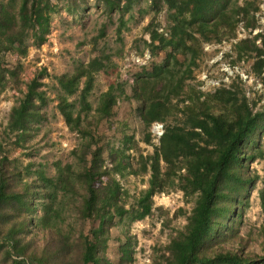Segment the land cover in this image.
<instances>
[{
	"label": "trees",
	"instance_id": "16d2710c",
	"mask_svg": "<svg viewBox=\"0 0 264 264\" xmlns=\"http://www.w3.org/2000/svg\"><path fill=\"white\" fill-rule=\"evenodd\" d=\"M140 1L0 0V93L11 88L19 94L5 127L14 134L13 144L25 145L35 126L46 120L48 97L40 79L47 73L42 69L23 82L20 66H7L5 54H14V45L25 55L29 42L36 47L44 44L51 18L60 11L80 15L92 6L109 20L118 14L119 34L124 15ZM147 2L154 16L165 11L168 21L167 37L158 32L157 25L149 24L147 46L152 55L167 48L171 52L149 70L135 74L129 98L137 103V117L145 126L163 124L158 145L150 155L139 154L136 168H127L121 159L123 149L109 148L104 158L96 149L87 163L89 143H81L71 151L73 164L53 162L55 177H48L41 164L32 169L33 162L19 165L0 155V255L4 263L110 264L109 212L120 208L119 216L127 215L130 222L142 220L153 214L155 193L174 189L190 198L192 207L184 227L169 237L150 264H264V255L249 254L242 245L225 248L231 237L216 239V232L227 235L231 228L226 221L239 216L240 205H247L250 185L257 178L248 172L247 161H264V149L258 147L264 132V102L254 111L235 82L208 92L189 83L204 44L236 40L239 27L249 32L256 29L258 7L253 1L239 0ZM103 36L101 27L92 42ZM231 51L237 60L254 59L251 72L260 78L264 92V34L237 39ZM179 54L186 57L185 65L178 60ZM115 66L101 52L73 72L54 76L56 107L61 115L69 116V131L87 136L89 128L108 116L111 97L101 94L93 108L89 96L94 75ZM128 174H148V179L147 187L126 209L128 192L118 178ZM261 183L258 198L264 214V178ZM86 224L92 225L88 232ZM131 262L128 245L121 248L118 263Z\"/></svg>",
	"mask_w": 264,
	"mask_h": 264
},
{
	"label": "rangeland",
	"instance_id": "374dc122",
	"mask_svg": "<svg viewBox=\"0 0 264 264\" xmlns=\"http://www.w3.org/2000/svg\"><path fill=\"white\" fill-rule=\"evenodd\" d=\"M245 1H253L258 7L257 15H255L258 27L250 32L239 27L237 39L252 38L260 29L264 32V0H239L240 3ZM117 18L118 14H113L109 20L99 9L92 6L83 10L80 15H68L60 11L51 18L47 41L44 44L36 47L29 42L25 55H20L18 53L20 47L14 45L15 53L5 54L7 66L12 68L16 64L20 66L19 77L23 82L33 78L42 69L46 70L47 76L41 78L40 82L45 84L42 89L46 91L48 99L44 107L46 120L35 126L36 131L32 133L25 145L18 147L13 144L14 134L8 132L5 127L9 111L19 94L11 88L0 93L1 156L15 159L19 165L33 162L36 166H32V169L36 168L37 164H41V168L48 177H55L53 162L73 164L75 158L71 151L85 142L89 143L86 154L87 163L96 149L100 150L102 158L107 155L109 148L123 149L121 159L127 168H136L139 154L145 156L153 153L154 147L158 145V139L152 136L150 126H145L135 117L136 111L133 113V106L136 102L128 99L132 85L122 80L118 69L124 55L130 52L140 54L146 49L150 50L147 46L149 33L146 28L152 24L157 25L158 32L166 29L167 13L161 11L154 16L149 11L147 0H141L124 15L125 25L120 29L119 34H117L119 26ZM101 27L104 28V36L93 43ZM236 40L204 44L203 54L197 61V66L193 68L194 79L189 83L197 85L203 92H208L221 86L228 87L235 82L256 111L264 102L263 87H258L260 78L251 72L254 59L244 56L241 60H237L231 51L232 44ZM101 52L109 55L116 66L94 75V88L89 101L95 108L100 95L107 94L111 97L109 108L114 116L111 115L110 120L104 117L96 127L89 128L87 136L77 135L68 129L69 116L61 115L57 110L54 90L56 81L53 78L73 72L79 64L98 58ZM169 52H171L170 48L156 51L147 70L160 63ZM177 58L179 61H185L184 65L187 63L185 56L179 54ZM253 102H255L254 106ZM258 147L264 149V132L260 136ZM246 166L252 177L257 176L250 185L246 197L247 205H240L239 216L226 221L231 228L227 235L220 236V233L216 232V239L231 237L229 242H225V248L242 245L247 253L260 257L264 255L262 250L264 214L259 205L258 191L262 187L261 179L264 178V161L250 160L247 161ZM147 179L148 174H128L122 179L118 178L121 186L128 192L124 202L126 209L129 208L132 198L147 187ZM101 195L103 199L107 198L103 193ZM152 200L153 214L139 221L130 222L127 215L119 216L120 208H113L109 212L107 255L110 264H119L121 248L128 245L132 250L131 264H150L152 258L161 253L160 250L168 243L169 237L186 224V217L192 203L190 198L183 196L182 192L174 189L158 192L153 195ZM91 229L92 225L86 224L85 232ZM1 257L2 254L0 264H6Z\"/></svg>",
	"mask_w": 264,
	"mask_h": 264
},
{
	"label": "built area",
	"instance_id": "2783aa9c",
	"mask_svg": "<svg viewBox=\"0 0 264 264\" xmlns=\"http://www.w3.org/2000/svg\"><path fill=\"white\" fill-rule=\"evenodd\" d=\"M255 15H257V13ZM257 32L264 34V32L261 29L257 30ZM160 33H162L165 37L168 36V32L166 31V29L164 30L162 29ZM152 61H153V55L149 49L142 51L140 54L135 52H130L124 55L122 59V63L120 64V69H118L119 76L123 78L122 80L126 84L132 85L135 80V74H137L142 70H147L148 66H150ZM261 86H262L261 82L258 83V87ZM150 131L152 133V136L159 139V137L163 133V124L159 122L152 123L150 125Z\"/></svg>",
	"mask_w": 264,
	"mask_h": 264
},
{
	"label": "crops",
	"instance_id": "0c3cea01",
	"mask_svg": "<svg viewBox=\"0 0 264 264\" xmlns=\"http://www.w3.org/2000/svg\"><path fill=\"white\" fill-rule=\"evenodd\" d=\"M129 100H132L131 98H129ZM117 102L119 103V100H117ZM136 108H137V103H135V106H133V113L136 111ZM111 115H113V114H111V112H108V116L106 117V118H109V120L110 119H112L111 118ZM114 116V115H113ZM135 117L138 119V121L140 122V123H142L141 121H140V119L137 117V113L135 112ZM104 119V118H103ZM102 119V120H103ZM143 124V123H142Z\"/></svg>",
	"mask_w": 264,
	"mask_h": 264
},
{
	"label": "clouds",
	"instance_id": "9594fccd",
	"mask_svg": "<svg viewBox=\"0 0 264 264\" xmlns=\"http://www.w3.org/2000/svg\"><path fill=\"white\" fill-rule=\"evenodd\" d=\"M256 13H257V12H256ZM256 13H255V14H256ZM256 34H257V33H256ZM257 42L259 43V41H257ZM257 42H256V43H257ZM159 123H160V122H159Z\"/></svg>",
	"mask_w": 264,
	"mask_h": 264
}]
</instances>
